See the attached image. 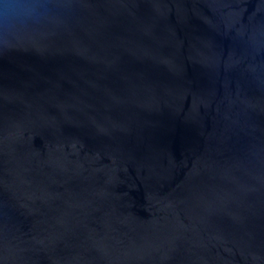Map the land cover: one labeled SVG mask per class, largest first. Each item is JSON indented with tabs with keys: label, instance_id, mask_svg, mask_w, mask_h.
<instances>
[{
	"label": "water",
	"instance_id": "water-1",
	"mask_svg": "<svg viewBox=\"0 0 264 264\" xmlns=\"http://www.w3.org/2000/svg\"><path fill=\"white\" fill-rule=\"evenodd\" d=\"M0 264H264V0H0Z\"/></svg>",
	"mask_w": 264,
	"mask_h": 264
}]
</instances>
